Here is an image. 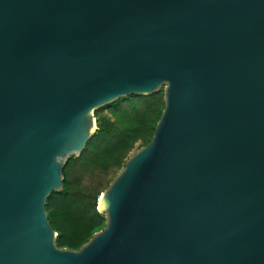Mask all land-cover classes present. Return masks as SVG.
I'll use <instances>...</instances> for the list:
<instances>
[{
  "label": "water",
  "instance_id": "water-1",
  "mask_svg": "<svg viewBox=\"0 0 264 264\" xmlns=\"http://www.w3.org/2000/svg\"><path fill=\"white\" fill-rule=\"evenodd\" d=\"M160 87L105 226L58 247L94 111ZM0 264H264V0H0Z\"/></svg>",
  "mask_w": 264,
  "mask_h": 264
},
{
  "label": "trees",
  "instance_id": "trees-1",
  "mask_svg": "<svg viewBox=\"0 0 264 264\" xmlns=\"http://www.w3.org/2000/svg\"><path fill=\"white\" fill-rule=\"evenodd\" d=\"M163 107L160 87L150 95H128L94 111L97 129L63 167L61 190L46 199L58 247L77 250L105 226L97 209L99 196L127 158L150 141Z\"/></svg>",
  "mask_w": 264,
  "mask_h": 264
}]
</instances>
